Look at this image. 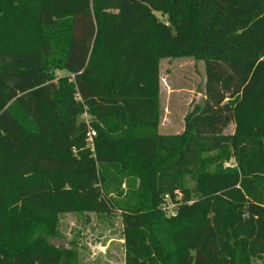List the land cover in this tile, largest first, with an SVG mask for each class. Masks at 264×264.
<instances>
[{
    "label": "trees",
    "instance_id": "trees-1",
    "mask_svg": "<svg viewBox=\"0 0 264 264\" xmlns=\"http://www.w3.org/2000/svg\"><path fill=\"white\" fill-rule=\"evenodd\" d=\"M185 57L204 102L162 134ZM115 212L125 264L264 256V0H0V264H78L61 216Z\"/></svg>",
    "mask_w": 264,
    "mask_h": 264
},
{
    "label": "rangeland",
    "instance_id": "rangeland-1",
    "mask_svg": "<svg viewBox=\"0 0 264 264\" xmlns=\"http://www.w3.org/2000/svg\"><path fill=\"white\" fill-rule=\"evenodd\" d=\"M158 16L164 19L160 14ZM160 72V132L181 134L186 115L204 102L205 65L192 57L164 58ZM62 74L66 73H59ZM234 130L232 124L225 132L232 134ZM122 229L119 212L112 215L68 213L61 216L57 239L51 240L56 245L75 250L78 264H125ZM252 263L264 264V256L253 259Z\"/></svg>",
    "mask_w": 264,
    "mask_h": 264
},
{
    "label": "built area",
    "instance_id": "built-area-1",
    "mask_svg": "<svg viewBox=\"0 0 264 264\" xmlns=\"http://www.w3.org/2000/svg\"><path fill=\"white\" fill-rule=\"evenodd\" d=\"M88 119H89V117H88L87 114H85V115L82 116V120H86L87 121ZM96 135L97 134H96L95 131H90L88 133V141H89L90 145H92L91 147H93V142H94V138L96 137ZM164 199L167 202L168 208L172 210V214L174 215L175 214V211L174 210L176 209L175 205H173V204L170 203L169 196H166Z\"/></svg>",
    "mask_w": 264,
    "mask_h": 264
}]
</instances>
